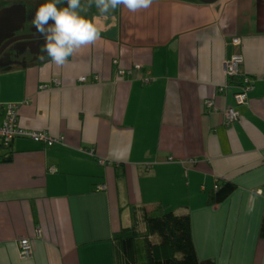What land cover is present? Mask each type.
<instances>
[{
	"label": "crops",
	"instance_id": "1",
	"mask_svg": "<svg viewBox=\"0 0 264 264\" xmlns=\"http://www.w3.org/2000/svg\"><path fill=\"white\" fill-rule=\"evenodd\" d=\"M82 14L101 29L94 44L63 66L44 58L0 74V104H19L20 126L64 137L20 135L1 147L0 264H118L113 237L125 226L217 264H264V0ZM238 51L254 89L245 116L229 123L226 98L238 88L226 62ZM208 98H219L218 111ZM227 180L236 190L211 203ZM162 205L169 220L148 221Z\"/></svg>",
	"mask_w": 264,
	"mask_h": 264
},
{
	"label": "clouds",
	"instance_id": "2",
	"mask_svg": "<svg viewBox=\"0 0 264 264\" xmlns=\"http://www.w3.org/2000/svg\"><path fill=\"white\" fill-rule=\"evenodd\" d=\"M65 3L67 6H59ZM152 3L153 0H86V4L81 0H46L35 12L32 24L44 38V51L51 62L63 66L70 56L101 37L100 27L82 14L93 5L99 14L107 15L121 6L136 13Z\"/></svg>",
	"mask_w": 264,
	"mask_h": 264
},
{
	"label": "trees",
	"instance_id": "3",
	"mask_svg": "<svg viewBox=\"0 0 264 264\" xmlns=\"http://www.w3.org/2000/svg\"><path fill=\"white\" fill-rule=\"evenodd\" d=\"M246 75L241 68L240 74L233 79L231 78V83L238 88V91L243 85ZM3 157L7 156L2 154L0 158ZM236 188L237 183L234 181L221 182L212 189L210 202L219 204L225 201ZM169 214L167 206L162 205L147 212L146 218L150 222L159 219L169 220ZM165 232L168 234L167 231ZM261 236L264 237V219L261 226ZM113 238L118 264H217L215 258L202 259L194 247L182 248L183 244L170 237L163 242L154 241L148 232H139L134 226L123 227L115 232Z\"/></svg>",
	"mask_w": 264,
	"mask_h": 264
},
{
	"label": "built area",
	"instance_id": "4",
	"mask_svg": "<svg viewBox=\"0 0 264 264\" xmlns=\"http://www.w3.org/2000/svg\"><path fill=\"white\" fill-rule=\"evenodd\" d=\"M233 43L235 45L241 44V37L235 36L233 38ZM245 57L244 54L240 51L235 52L229 60L226 62V72L230 78H235L241 72L242 64L244 63ZM114 63L119 65V58L114 59ZM140 65H136L135 67L126 69L121 66L118 67V73L120 75L125 74H134L138 71ZM82 81H86L88 78L86 75H82L80 77ZM150 78H146V82H148ZM57 82L61 81L57 79ZM225 87L221 88V92L224 91ZM254 89V83L250 75H246L243 80V85L239 88L233 98H226L224 111L229 123L240 120L245 116L246 113V105L248 104L250 91ZM18 107L19 104L16 103H8V104H0V109L3 108V121L0 124V156L3 154L1 147H8L16 138L20 135H25L31 137L37 141H44L50 145L55 144L56 142H62L64 137H54L49 134L45 130H35V129H27L20 126L18 121ZM207 110L210 112H216L219 110V98H208L206 100ZM174 157L170 156L169 160H173ZM105 188V185H102V188ZM33 254V245L29 238H24L20 242V255L23 258L29 257Z\"/></svg>",
	"mask_w": 264,
	"mask_h": 264
},
{
	"label": "flooded vegetation",
	"instance_id": "5",
	"mask_svg": "<svg viewBox=\"0 0 264 264\" xmlns=\"http://www.w3.org/2000/svg\"><path fill=\"white\" fill-rule=\"evenodd\" d=\"M44 2L46 0H0V74L50 58L44 51V38L32 24L35 12Z\"/></svg>",
	"mask_w": 264,
	"mask_h": 264
},
{
	"label": "water",
	"instance_id": "6",
	"mask_svg": "<svg viewBox=\"0 0 264 264\" xmlns=\"http://www.w3.org/2000/svg\"><path fill=\"white\" fill-rule=\"evenodd\" d=\"M214 1H216V0H208V1H206V2H214ZM67 6V5H66ZM12 30L14 29L13 27L11 28ZM19 29V28H18Z\"/></svg>",
	"mask_w": 264,
	"mask_h": 264
},
{
	"label": "rangeland",
	"instance_id": "7",
	"mask_svg": "<svg viewBox=\"0 0 264 264\" xmlns=\"http://www.w3.org/2000/svg\"><path fill=\"white\" fill-rule=\"evenodd\" d=\"M82 2V1H81Z\"/></svg>",
	"mask_w": 264,
	"mask_h": 264
}]
</instances>
